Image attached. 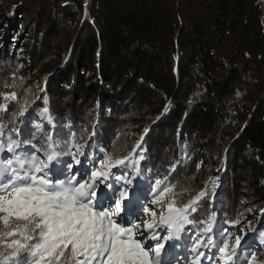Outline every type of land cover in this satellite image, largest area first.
I'll return each mask as SVG.
<instances>
[{"label":"trees","instance_id":"16d2710c","mask_svg":"<svg viewBox=\"0 0 264 264\" xmlns=\"http://www.w3.org/2000/svg\"><path fill=\"white\" fill-rule=\"evenodd\" d=\"M263 8L262 0H0V104L4 93L17 94L0 118L10 120L27 101L20 119L44 123L54 138L61 129L69 143L74 134L89 167L105 153L142 154L133 181L140 200L152 199L156 179L178 184V205L203 192L186 234L215 212L213 242L221 240L218 229L234 234L240 220L251 224L248 247H257L264 231ZM44 107L54 128L40 120ZM112 171L135 173L131 166Z\"/></svg>","mask_w":264,"mask_h":264},{"label":"snow or ice","instance_id":"6c2138e0","mask_svg":"<svg viewBox=\"0 0 264 264\" xmlns=\"http://www.w3.org/2000/svg\"><path fill=\"white\" fill-rule=\"evenodd\" d=\"M3 100L0 113L8 111L7 102L17 100V94L4 93ZM27 111L25 101L10 120L0 118V264H173L165 259L169 249L186 248L189 241L192 264H201V233L208 245L217 246L208 236L214 231L215 212L199 221L203 227L194 235H183L186 225L197 223L192 214L205 193L178 205L175 185L156 179L149 188L152 199L134 201L140 186L133 181L140 176L142 154L137 160L131 152L115 157L105 153L89 160V167L79 159L86 145L77 143L74 134L70 143L64 141L47 107L41 109L40 120L54 128L55 138L44 123H33L30 116L20 119ZM121 166H131L135 173L116 175L112 170ZM216 234L221 236L220 264H258L255 253L240 259L247 233L234 242L219 229ZM259 239L264 244V231Z\"/></svg>","mask_w":264,"mask_h":264},{"label":"rangeland","instance_id":"374dc122","mask_svg":"<svg viewBox=\"0 0 264 264\" xmlns=\"http://www.w3.org/2000/svg\"><path fill=\"white\" fill-rule=\"evenodd\" d=\"M262 2L264 3V0H262ZM261 21L264 27V8H263V12H262V17H261ZM126 138V137H125ZM124 138V140H125ZM178 182V181H177ZM178 188V184L175 187V189ZM138 193H141V190H136L134 195H133V200L135 201L138 198ZM142 201V200H141ZM146 217L143 216L142 214V209H141V219H145ZM243 223V225L239 228H237V231H235L234 234H232L231 237V242H234L235 237L237 235H241L244 236V233H247L246 236H244V241L247 242V244H245L244 248L241 250L240 253V259L241 260H245L246 259V254L251 252V253H255V255L258 258V264H264V244H260L257 247H251L249 248L248 246V238L251 235V224L244 222H241V224ZM186 227H185V233L183 234L185 236V239H187L188 234H186ZM205 240V243L201 246V248L199 249L200 252H203L205 254V256L201 259V264H220L219 261V257H220V253L218 252V245L220 240L214 241V243L216 242L215 245H217V251H212V245H208L206 243L207 238H203ZM244 241H242V244H244ZM191 242L189 241L187 243V247L185 248V246H183V244L179 247V248H175V249H169V253L166 255L165 259L166 260H172L173 264H192V260L194 259L195 254L192 253L190 251L191 246H190ZM241 255H244L243 257Z\"/></svg>","mask_w":264,"mask_h":264}]
</instances>
